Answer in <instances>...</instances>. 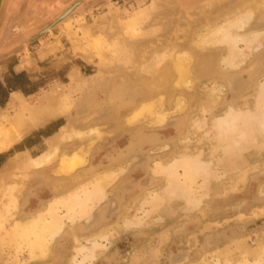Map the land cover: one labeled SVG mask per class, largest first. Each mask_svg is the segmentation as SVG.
<instances>
[{"label":"rangeland","instance_id":"rangeland-1","mask_svg":"<svg viewBox=\"0 0 264 264\" xmlns=\"http://www.w3.org/2000/svg\"><path fill=\"white\" fill-rule=\"evenodd\" d=\"M75 1L8 0L0 16V77L19 64L37 93L0 107L1 131L24 103L69 84L73 72L86 80L69 112L31 129L22 145L35 144L37 159L61 127L83 134L58 144L48 162L0 181V264H90L77 249L98 238L106 247L92 264H171L180 253L189 256L178 264H264V43L238 72L223 68L226 50L194 45L207 26L252 0H169L135 31L129 21L151 0H85L28 42ZM263 29L261 10L245 33ZM184 52L193 55L188 86L177 85L174 71ZM236 75L249 80L234 99ZM219 87L220 101L211 100ZM156 100L169 113L163 125L130 122ZM79 108L88 114L78 116ZM76 156L84 157L78 166ZM110 171L117 175L103 197H92ZM55 213L63 232L35 259L24 228Z\"/></svg>","mask_w":264,"mask_h":264},{"label":"bare ground","instance_id":"bare-ground-1","mask_svg":"<svg viewBox=\"0 0 264 264\" xmlns=\"http://www.w3.org/2000/svg\"><path fill=\"white\" fill-rule=\"evenodd\" d=\"M168 1L169 0H151L147 6H143L135 10L134 17L129 21L128 26L133 29V31H135L138 29V26L140 27V25L148 21L150 17L156 11L160 10ZM261 10L264 11V0H252L243 7L239 8L237 11L234 10V13L232 12V14L227 15L226 17L224 16L225 18H223V20L217 21L214 24H210L205 30L200 32L195 39V47L201 50H209L213 48L224 49L228 53L224 58L221 59L223 68L228 72H238L240 69L242 70L249 57L252 55L250 52L257 51L259 46L261 47V45L264 43V29L245 33V30L250 26L257 13H260ZM241 45H243L245 49H242ZM245 50H247L249 53L246 54ZM192 61L193 55L188 52L181 53L175 59L174 71L176 72L178 78L177 85H189L190 76L192 74ZM151 65L152 64H150V66ZM250 76L248 77L250 78ZM248 77L246 76V78ZM248 80L249 79H245V77L241 75H236L234 78L229 79V89L232 98L235 99L237 96L239 97V95L243 93L242 91L244 88L248 86ZM85 85L86 80L73 72L70 75L69 84L63 85L61 89L55 88L51 90L49 94H46L40 98H32L29 102L24 103L21 108L22 112L16 113L12 116L10 127L2 131L0 130V151L9 149L13 144L17 143L26 134V132L35 126H39L43 122L67 114L74 105L75 96L81 92ZM223 93V87L212 89L211 94H214V96L211 98V100L220 101ZM248 94L249 93H247V95ZM12 102V105H15L17 101L13 100ZM144 106L145 105H143V108L131 116L130 122L136 123L139 119L144 118L150 127L163 125L166 122L169 113L165 112L166 110L164 111L163 109V100H156L152 104H148L146 107ZM182 107L183 101L179 98L176 102L175 108L176 110H182ZM202 111L207 112L209 109L207 106H205L202 108ZM77 112L78 116L88 114V110L83 108H79ZM77 130L68 125L61 127L60 130L52 137V139H50V145L52 144L50 149H48L37 159L27 158L26 161L19 166V170L23 169L27 171L33 167H37L48 162L51 159L52 154L57 150L56 148L58 144L62 143V141L64 142V140L72 138L73 136H79L83 134L82 131L80 132V130ZM73 160V165L75 162L76 166H78L84 162V157L76 156L73 158ZM70 170L71 168L69 171ZM116 175L117 172L115 171L106 172L103 175V178L96 182L97 184L95 186L94 192H92V197H103L104 187L109 184L116 177ZM62 219L56 215V213L52 214L50 217H47V215L44 214L42 215L41 220L34 230L30 231L28 228L29 226L24 228L30 233V235L25 233L27 236H34L35 240L32 243V252L35 259L47 257L48 253L50 252V246L52 242L63 232L65 227ZM126 223L128 224V221H126ZM35 225L36 224H34V226ZM109 236L110 233H105L101 235V240L108 241ZM98 239L90 241L84 245L82 244L78 247V253L83 254L84 256L83 262L88 261L90 264H92V262L95 261L98 252L106 247L100 242V239ZM188 256L189 255L186 253L173 254L171 257V264H178L184 259H187ZM75 259L76 258L73 260Z\"/></svg>","mask_w":264,"mask_h":264},{"label":"crops","instance_id":"crops-1","mask_svg":"<svg viewBox=\"0 0 264 264\" xmlns=\"http://www.w3.org/2000/svg\"><path fill=\"white\" fill-rule=\"evenodd\" d=\"M192 1H195V0H185L186 3H190ZM16 75L20 76L19 81H22V80L25 81L26 80L25 84L22 85L21 88L24 89L25 91H27L29 94L24 93V91H22L21 89L10 90L8 100H7L6 104L4 105V106L8 105L9 108L12 106H15V105H12L13 100L23 101V100H25V99L27 100L28 98H31L37 94L34 89L30 88L32 81H34V78L29 74L28 70L21 67L19 64H14L10 68L9 76L5 77L4 79H2V77H0V82L5 87H7V83H6L7 80L12 79ZM5 79H6V81H5ZM26 84H28V85H26ZM35 127H37V126H35ZM30 130L28 132H26V134L23 137L28 135L30 133ZM22 138L17 143L13 144L9 149L0 151V180H14L15 168L19 169V166L22 163H24L27 158L36 159V157L32 156V153L36 149V145L35 144H33V145H31V144L22 145ZM17 164H19V165H17ZM8 172H10V173H8Z\"/></svg>","mask_w":264,"mask_h":264},{"label":"water","instance_id":"water-1","mask_svg":"<svg viewBox=\"0 0 264 264\" xmlns=\"http://www.w3.org/2000/svg\"><path fill=\"white\" fill-rule=\"evenodd\" d=\"M84 1L85 0H76L74 3L70 4L66 8L65 12L55 22H53V24L50 27L46 28L45 30H43L42 32H40L39 34H37L36 36L28 38V42L37 40L38 38H40L41 36H43L48 30H50L54 25H56L57 23L63 21L64 19L68 18V16L75 9H77L78 7H80L84 3ZM7 2H8V0H0V16H1V13L3 12V10L6 8ZM12 53L13 52H11V53H9L8 55H5V56H9Z\"/></svg>","mask_w":264,"mask_h":264},{"label":"trees","instance_id":"trees-1","mask_svg":"<svg viewBox=\"0 0 264 264\" xmlns=\"http://www.w3.org/2000/svg\"><path fill=\"white\" fill-rule=\"evenodd\" d=\"M19 79H20L19 75L14 76L12 79H8L7 80V87H5L0 82V107H3L6 104L10 90L21 89L22 91H24V93L29 94L27 91H25L24 89L21 88V85H19L17 83L19 81Z\"/></svg>","mask_w":264,"mask_h":264}]
</instances>
